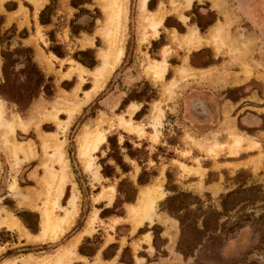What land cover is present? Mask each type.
Here are the masks:
<instances>
[{"label":"rangeland","instance_id":"rangeland-1","mask_svg":"<svg viewBox=\"0 0 264 264\" xmlns=\"http://www.w3.org/2000/svg\"><path fill=\"white\" fill-rule=\"evenodd\" d=\"M70 1L56 0L52 25L42 29L36 23L37 28L32 37L35 48L50 61L51 69H47L38 61V56L34 59L33 52L37 68H40L45 78L50 77V81L48 79L45 81L53 86V95L47 98L41 87L38 95L24 109L25 96L28 90L32 91L37 71L29 70L27 52L15 51L21 47L14 29L11 28L8 31H0V91L18 104L6 100L2 95L0 99L4 102L6 117L12 114L21 117L25 126L23 124L17 128L22 131L30 126V122L23 119L29 116L32 104L38 98L44 101L45 106L35 126L44 121L40 124V130L44 133L58 132L57 139L64 141L69 181L65 185L60 204L66 205L75 187L79 198L78 212L73 223L61 236L41 240L34 237L40 230L41 210L46 199V196H37L34 191L38 189V181L45 175L43 165L49 163L46 157L39 160L43 155L37 133L40 130L36 131L34 128L26 132L16 130L14 138L16 141L21 143L29 139L32 141L35 158L30 157L29 161H23L21 160L23 155L19 154V165L13 169L10 155L0 142V220L8 213L14 215L13 217L16 216L33 235L22 236L16 228L9 229L0 224V261L11 258L5 261L16 260L20 264L19 259L23 257L54 253L55 249L69 243L81 232L80 230H83L88 216L96 210L97 217L92 230L82 234L79 245L77 244L78 247L75 248V253L77 248L85 252L82 255L77 252L84 258L76 253L69 264L74 262V264H126L119 261L124 247H128L129 250L125 253V258L127 259L130 253L132 264H264V132L258 136H249L244 130H239L242 126L235 127L227 111L223 112L220 120L214 111L215 99L220 100L225 107L232 101H240L239 97L245 94L247 88L260 91L262 100L260 105H264V53L261 54V48L258 47L261 39L264 40V34L260 35V31H255L254 24L243 13L241 4L253 0H192L186 9H181L184 0H152L150 4L148 0L146 8L149 11H155L158 5H162L165 10L163 26L158 27L156 36L150 27L139 23L138 0H125L122 58L99 91L81 106L66 131L61 132L55 121L42 120V115L50 111L52 107L50 103L58 101L60 97L63 101L59 107L64 110L71 108L75 101L84 98V92L94 85V76L90 72L101 62L99 52L108 46L106 36L100 32L101 27L109 25L103 7L104 0H88L77 7L72 6ZM254 6L259 13H264V0H255ZM80 9H87L89 15L86 16ZM179 13L185 19H181ZM71 19H75L79 25L92 28V31L90 33L80 31L77 36L71 35L69 27ZM211 19H213L211 24L206 26ZM217 22L225 24V29L222 41L218 38V44L214 41L207 44L215 50L211 46H204L188 52L182 44L171 43L173 31L176 35L184 36L189 29H195L204 35ZM198 24L206 27L201 30ZM49 31H53L54 42L48 36ZM224 36L226 47H223ZM53 44L63 48L65 52L63 58H58L49 50ZM86 48L94 51L97 63L93 68L81 64L72 57L74 52ZM163 48L166 53V66L168 63L167 72L163 80H154V76L150 70H146L145 65L147 60L151 63L162 61ZM219 48L222 49L219 51ZM2 49L10 51L5 59L6 81L2 73L4 63ZM183 58L184 61L187 59L186 64L191 67L208 68L210 74L204 77L197 76L202 78L188 79L179 75L178 79H171L175 76L174 68L183 62ZM244 64L250 70L247 80L259 77L262 78V83L258 79L250 81L245 87L236 85L240 80L238 76L243 75L241 72ZM80 69L83 72L78 74ZM188 69L195 74L205 72ZM172 80L177 82L171 85ZM74 87H77L76 92L72 91ZM196 90L208 92L207 95H200ZM210 91L223 93L216 95V98L212 97ZM136 104L139 106L138 109ZM143 105L145 107H142ZM126 110L131 111L133 115L125 113ZM57 114L61 120L67 118L64 111ZM120 116L125 121L142 123L143 133L140 135L133 133L132 130L127 131L119 121ZM98 119L102 120L98 127L105 133L106 140L92 152L100 176L97 180H92L91 175L78 160L77 147L84 132L92 130ZM229 121L234 125L236 132L233 133L255 140L257 145L247 147V144H243V148L235 154L236 148L229 147L232 144L230 132L227 134L225 130L226 122ZM211 131L216 133V138L214 135L210 136ZM112 142H115L119 155L128 167L125 172L107 156L111 152ZM125 142L133 149H137V158H130L127 155L128 147ZM212 143H220L222 147L210 150L208 146ZM46 151L50 153L51 148ZM103 160L114 167V176L105 177L102 174ZM53 168L60 170L56 163L53 164ZM143 168L153 174L146 184L138 185L137 176ZM13 177L17 181L19 191L26 193L31 200L23 202L26 205L19 204L20 198L12 194L8 188ZM121 179L132 183L136 188L134 200L131 203L119 202L112 209L118 196L117 184ZM154 182L164 192L155 210L160 214L161 220L155 217L153 223L144 222L133 226L129 209L137 203L139 191ZM172 185L177 191H187L197 196L201 200L198 206L212 212L217 220L216 225H212L207 231L200 226L202 217L197 220L199 230L188 234L187 248L181 246L185 254L179 249L181 235L179 221L164 210L161 204L172 194L168 190ZM252 185L260 189L256 193V200L243 201V196L247 195H241L236 203L227 204L228 209L224 210L222 200L228 192ZM110 188H113V195L109 200L105 195ZM104 191L107 194H104ZM101 194L104 197L96 201L97 196ZM120 198L122 199V195ZM104 208L106 210L102 212ZM111 210L113 213L109 212ZM52 212L54 216L62 214L57 208ZM19 215H23L30 223L37 220L35 225L37 231L31 232ZM240 218L243 221L237 227L234 224ZM110 244H114V247H108ZM104 253L113 256L110 260H105Z\"/></svg>","mask_w":264,"mask_h":264},{"label":"bare ground","instance_id":"bare-ground-1","mask_svg":"<svg viewBox=\"0 0 264 264\" xmlns=\"http://www.w3.org/2000/svg\"><path fill=\"white\" fill-rule=\"evenodd\" d=\"M147 1L148 0H138L137 18L139 20V23L142 24V26L151 27L154 30V34H156V27L162 23L165 15V10L163 9L162 5H158L155 11L149 12V10L146 9ZM172 2L174 3V1ZM184 2L185 3L183 4L181 9L188 8L192 0H184ZM103 7L105 9V14L107 15L108 19L107 22L109 25H106L104 28L101 27L100 32H102L106 36L105 38H107L108 46L105 50L99 52V57L101 60L100 64L97 65L92 72L89 71L94 76V85L90 91L84 93L86 96L85 100L90 99L93 94L101 88L102 84L109 78L110 74L120 62L123 55L122 40L124 38L123 33L125 27V0H104ZM180 16L181 19L185 18L181 14ZM224 25L225 24L221 23L216 24L206 35L198 34L195 29H189L190 31L188 30V33L184 36L176 35V33H174L173 31V35L171 36L170 40L171 43L182 44L184 48L188 52H190L191 50L206 46L212 41H216L222 33L223 29L225 28ZM164 49L165 48H163V53L165 52ZM145 68L146 70L151 71V73L154 75V80H162L163 74L166 70L165 59L159 62L153 61L152 63L147 60ZM81 71L82 69L79 70L78 74H80ZM182 73L187 74L188 72L187 70L181 69V74ZM172 81H170V84H175L176 81ZM170 88L172 87L170 86ZM79 107L80 105L77 106L75 111H77ZM52 109L54 110V108ZM58 110L60 109H55V112L50 117L49 115H45L42 120L50 118L55 120V123L57 124L58 128L61 130V132H64L66 131L69 123L71 122L72 116L69 114L67 120H61L57 117ZM125 113H129V115L132 114V112L129 110H126ZM49 114H51V112H49ZM100 121L102 120H97L96 126L92 130H87L86 132L83 131L85 134L81 138L80 143L77 147L78 160L80 161L84 169H86L87 172L92 175H95L97 173V166L93 165L94 158L92 157V152L97 149L100 143L105 141L106 137L105 133L99 130L98 125ZM119 121L123 125V127L127 129V131L132 130V132L137 134H141L143 131L142 123L134 122L133 120L125 121L122 116L119 117ZM15 123H17L18 126L24 124L18 114H12L10 117L5 116L4 104L3 101L0 99V126L5 127V129L13 133ZM45 135L48 138L46 140L49 141L50 144L54 145V161L58 163L60 170L58 171L57 169L53 172L49 170L46 171L45 177L43 179V183H45L46 185L44 189V196H46V199L43 202L44 205L42 211V221L39 230V235L37 237L40 240L55 239L58 236H61L64 231L68 229L69 225L74 221L73 218L75 212H77L78 209L77 201L79 199L76 189L73 188L66 205L60 204L65 185L68 181V161L66 159L65 151L63 148L64 141H58L57 132L47 133ZM230 137L232 138V141L230 142L232 144L229 145V147L234 146L233 148H236V150H234L235 154H237L238 151L243 148V144H247V147L257 145V141L252 140L242 134L233 133L230 134ZM10 145H12L15 152L10 156L11 165H15L17 163L16 154L17 152H21V150L23 149L20 143H17L14 140L12 141V143H9V146ZM221 147L222 145L220 143H212L210 146H208V149L214 151L215 149ZM154 184L143 187L139 191V199L137 203L133 207H131V209H129V214L132 216L131 219L133 220V226L141 225L145 221L152 223L155 217L159 220L161 219L160 214H157L155 211V206L157 205V202L164 196V192L159 186H157V183L154 182ZM8 187L12 191H17L15 187L14 178L12 179L11 183H9ZM107 191L108 194L107 192L105 193V191L103 193L107 194L105 195V197L110 199L113 191L112 189H109ZM102 194L98 198L104 197V195L102 196ZM18 196L21 200L28 198V195L26 194H18ZM19 202L22 203L23 201ZM56 208L61 210L63 214L59 216H54L52 210ZM92 222V218L88 220L90 226L92 225ZM77 241L78 239H74L68 244L67 248L60 247L58 249H55L54 253L20 258V264H57L58 261H63L62 258L69 260L68 256H70L71 250L75 248Z\"/></svg>","mask_w":264,"mask_h":264},{"label":"crops","instance_id":"crops-1","mask_svg":"<svg viewBox=\"0 0 264 264\" xmlns=\"http://www.w3.org/2000/svg\"><path fill=\"white\" fill-rule=\"evenodd\" d=\"M49 1L50 0H0V31H8V30H10L11 28H13L14 29V32L16 33V37H18V39H19V42H18V44L19 45H22V46H30V47H32V49H33V52H34V59H35V57L36 56H38V61L41 63V65H43L44 67H46L47 69H51V66H49V64H50V61L47 59V57H45L40 51H38V49H36L35 48V45L33 44V42H32V37L35 35L34 33H35V30H36V28H37V26H36V23H37V25L38 26H40L42 29L44 28H49L51 25H52V18H53V15L51 16V21H50V23H47V24H41L40 23V21H39V13H40V11L44 8V6L46 5V4H48L49 3ZM147 9V8H146ZM148 10V9H147ZM149 12H151V11H149ZM185 19V18H184ZM164 20V19H163ZM222 24V22H217V23H215L214 25H212L211 27H210V29H209V31L216 25V24ZM163 26V21H162V23L160 24V25H158L157 27H156V34H154V30L151 28V30H152V32H153V34H154V36H156L157 34H158V27H160V26ZM149 27V26H148ZM174 29V28H173ZM225 29V28H224ZM224 29H223V31H222V33L220 34V36L218 37L221 41H222V37H223V32H224ZM176 31V30H175ZM208 31V32H209ZM198 32V31H197ZM159 33H160V31H159ZM179 34V33H178ZM198 34H200L199 32H198ZM207 34V33H206ZM206 34H204V35H206ZM201 35H203V34H201ZM15 36V35H14ZM217 38V39H218ZM225 39H226V37L224 36V46L223 47H226V41H225ZM215 43H219V41L218 40H216V41H214ZM206 46H211V45H206ZM164 47V46H163ZM202 47H204V46H202ZM202 47H200V48H202ZM212 47V46H211ZM222 47V48H223ZM200 48H198V49H200ZM214 50H215V48L214 47H212ZM222 48H219V51L222 49ZM218 51V50H217ZM37 54V55H36ZM165 55V56H164ZM51 56H53L54 58H56L53 54H51ZM186 57H187V55H185ZM185 56H184V58H185ZM59 58V57H58ZM58 58H56V59H58ZM166 58V53L164 52L163 53V59H165ZM184 58H183V62L181 63V64H179V65H177L175 68H174V73H175V76L174 77H172L171 79H173V78H179V75H181V77L182 78H188V79H190V78H202V77H197V76H203L204 77V75L206 76V74L208 75V74H210V73H208V68H204V67H191V66H189V65H187L186 64V61H187V59H186V61H184ZM159 62V61H158ZM166 62H167V59H166ZM187 67V68H179V67ZM244 68H243V70H242V74L243 75H239L238 77H239V79L240 80H238V84H236L237 86L238 85H242V84H244V83H246L248 80V78H249V75H250V70H249V68H248V66L246 67L245 66V64H244V66H243ZM167 68H168V63H167V66H166V70H165V72H164V74H163V79H164V76H165V74H166V72H167ZM177 68H179V69H177ZM188 68H191V69H193V70H197V71H205V72H201L200 74H195V72L194 71H191L190 69H188ZM181 69H184V70H187V74H181ZM246 69V70H245ZM209 72H210V70H209ZM260 72V71H259ZM152 74V73H151ZM256 74V73H255ZM153 75V74H152ZM154 76V75H153ZM196 76V77H195ZM180 77V78H181ZM162 79V80H163ZM170 79V80H171ZM188 79H185V80H188ZM230 79H233V77H230ZM256 79H260L261 81H262V78H259V77H257ZM184 80V81H185ZM177 82V81H176ZM181 82H183V81H181ZM180 82V83H181ZM180 85V84H179ZM93 87V86H92ZM76 89H77V87H74L73 88V92H76ZM92 89V88H91ZM90 89V90H91ZM90 90H87V91H85V92H88V91H90ZM62 91H65V90H62ZM99 91V90H98ZM97 91V92H98ZM65 92H67V91H65ZM84 92V93H85ZM70 93V92H69ZM69 93H66V94H69ZM196 93L197 94H200V95H203V94H205L206 95V93H207V91L206 90H196ZM57 94V93H56ZM96 94V92L93 94V95H95ZM86 96H85V94H84V98L82 99V100H79V101H75L74 103H73V106L71 107V108H68V109H61L59 106L61 105V103H62V101H63V99L60 97V98H58V101H54V102H52V103H50L51 104V110L50 111H47V113H44L42 116V119L45 117V115H49V117L55 112V109H60V110H58L57 112H62V111H64V112H66V114H67V118L66 119H64V120H67L68 119V116H69V114L72 116V119H73V117L80 111V108H81V106L84 104V103H86L87 101H89L90 99H88V100H85L86 98H85ZM2 100V99H1ZM3 101V100H2ZM85 101V102H84ZM261 98L259 97V95L257 94V92L256 91H249L248 93H247V95L244 97V98H242V100L241 101H239V102H235V103H233V102H231L230 104H227V105H225V107H224V105H223V103L222 104H218V114H219V120L220 119H222V116H223V112L224 111H227L228 112V117H230L231 119H233V123H234V125H235V127L236 128H238V124H240L241 126H242V130H244V132L246 133V134H248L249 136H258L260 133H263L264 132V123H263V119H264V105H260L261 104ZM46 102V101H45ZM4 103V102H3ZM47 103H49V102H47ZM78 105H80V107H79V109L77 110V111H75V109L77 108V106ZM137 105V104H136ZM45 105H44V101H42V99H37L33 104H32V108H31V111H30V114H29V116L26 118V119H23V120H28L29 122H30V126L25 130V131H22V130H20L19 128H17V127H20V126H18L17 125V123H15V127H14V131H13V133L11 132V131H8L7 129H5V127H2V126H0V142H1V145H2V147H3V149L4 150H6L8 153H9V155L11 156L12 154H14L15 152H14V148L12 147V145H10L9 146V143H12V141L14 140L15 142H17V143H20V145L22 146V149L23 150H21V152H17V156H16V164L15 165H11L12 167H13V169H15L16 168V166L17 165H19V162H20V160H19V154L20 155H23V159H21V160H23V161H25V160H28L30 157H32V159H34L35 158V151H34V149H33V146H32V141L29 139V140H25V141H22V143L21 142H18V141H16L14 138H15V132H16V130H20V131H22V132H26L27 130H29L30 128H34L36 131L37 130H40V124L42 123V122H44V121H42V122H39V124L37 125V127L35 126V124H36V121L37 120H39V115H40V112L43 110V107H44ZM138 105H137V109H138ZM52 108H54V110L52 109ZM48 109V108H47ZM136 109V110H137ZM135 110V111H136ZM134 111V112H135ZM49 112H51V114H49ZM133 112V113H134ZM236 114V116H234ZM58 115V114H57ZM133 115V114H132ZM58 117V116H57ZM47 118V117H46ZM45 120H53V119H45ZM53 121H55V120H53ZM232 122H226V133L228 134L229 132V135L230 134H233V132H236L235 130H234V125L232 124ZM27 124V123H26ZM23 125V124H22ZM24 126H25V124H24ZM240 130V129H239ZM37 133H38V135H39V139H40V143H41V146H42V148H43V155L40 157V159L39 160H41L42 159V157H46L47 158V161H48V163H49V165H43V167H44V170H45V174H46V171H54L55 169L53 168V164L54 163H56V164H58L57 162H55L54 161V155H53V152H54V145L53 144H50V142L49 141H47L46 139H48L47 137H46V135L45 134H47V133H44L43 131H37ZM50 133V132H49ZM52 133V132H51ZM58 133V132H57ZM134 133V132H133ZM142 133H143V131H142ZM141 133V134H142ZM140 134V135H141ZM145 134H146V128H145ZM210 136H212V135H214V137L216 136V133L214 132V131H211L210 133ZM158 135V134H157ZM138 138V137H137ZM143 138V137H142ZM216 138V137H215ZM138 139H141V138H138ZM105 140H106V137H105ZM58 141H60L59 139H58ZM104 142V141H103ZM102 142V143H103ZM101 144V143H100ZM99 144V145H100ZM0 145V146H1ZM98 145V146H99ZM48 148H51V152L50 153H48L47 151H46V149H48ZM98 148V147H97ZM94 152V151H93ZM239 152V151H238ZM245 152H248V151H245ZM241 153V152H240ZM239 156V155H238ZM34 157V158H33ZM237 157V156H236ZM30 160V159H29ZM28 160V161H29ZM93 165H95L94 164V159H93ZM57 170V169H56ZM55 170V171H56ZM90 174V173H89ZM91 175V177H92V180H97L98 179V177H100L99 176V174H98V166H97V173L95 174V175H92V174H90ZM40 175H38V177H39ZM44 177H45V175L43 176V177H41V181H38V184H39V186H38V189L36 190V191H34V193L38 196V195H44V189H45V183H43V179H44ZM14 178V177H13ZM12 178V179H13ZM15 179V178H14ZM12 181V180H11ZM11 181H10V183H11ZM68 181H69V177H68ZM67 181V182H68ZM16 179H15V187H16V189H17V191H12V190H10L11 192H12V194H14V195H16V196H18V194H23L21 191H19L20 190V188L18 189L17 188V186H16ZM67 184V183H66ZM18 185V184H17ZM19 187V186H18ZM9 188V187H8ZM73 188H75V187H73ZM110 189H112V191H113V188H110ZM64 190H65V188H64ZM73 190V189H72ZM26 194V193H25ZM63 194H64V191H63ZM27 195V194H26ZM112 195H113V192H112ZM19 197V196H18ZM70 197V196H69ZM98 197H100V195H98L97 196V198H96V201L98 200V199H100V198H98ZM20 198V197H19ZM110 200V199H109ZM19 201H23V202H31V200L29 199V197L28 198H26L25 200L24 199H20ZM22 202V204H24ZM19 204H21L20 202H19ZM24 205H26V204H24ZM157 206V205H156ZM156 206H155V210H156ZM56 210V209H55ZM42 211H43V209L41 210V220H40V226H41V221H42ZM61 211V210H60ZM62 212V211H61ZM77 212H78V209H77ZM77 212H75V214H74V218H73V220L75 219V217H76V214H77ZM62 214H63V212H62ZM97 213H96V210H94V211H92L91 212V214L88 216V218H87V221H86V224H85V227H83L82 229L83 230H80L78 233L79 234H75L74 236V238H72L71 240H70V242L71 241H73L74 239H78V241H77V243H76V245H75V248H76V246H77V244H78V242L80 241V237L82 236V234H84V233H89L91 230H92V226H93V223L95 222V219H96V217H97V215H96ZM95 215V216H94ZM3 216V215H2ZM14 216V215H13ZM13 216H11L9 213L7 214V216L6 217H4L2 220H0V224H2V225H5V226H7L9 229H17L18 231H19V233L23 236V235H25V236H27V237H29V235H33V234H30L27 230H26V228L22 225V223L19 221V219L16 217H13ZM57 216H59V215H57ZM92 218V220H93V222H92V225L90 226L89 225V223H88V220L89 219H91ZM161 220V219H160ZM145 222H147V223H150V222H148V221H145ZM154 222V221H153ZM152 222V223H153ZM73 223V222H72ZM71 223V224H72ZM70 224V225H71ZM23 226V228H22V226ZM70 225H69V227H70ZM3 227V226H2ZM68 227V228H69ZM6 228V227H5ZM25 229V230H24ZM66 231V230H65ZM64 231V232H65ZM35 236V238H37L38 237V235H39V232H38V234H34ZM144 235V234H143ZM39 239V238H38ZM82 239V238H81ZM69 242V243H70ZM69 243H67L66 245H64V246H62V247H64V248H67L68 247V244ZM150 244H151V241H150ZM79 245V244H78ZM78 247V246H77ZM75 248L73 249V250H71V254H70V256H68V258H69V260L68 259H64V258H62V262H60V261H58V263L57 264H69L70 262H71V260L76 256L75 254L78 252L79 254H81L82 255V253H80L79 251H78V248H77V251H76V253H75ZM77 253V254H78ZM78 254V255H79ZM81 255H79L80 257H82V258H84L83 256H81ZM14 258V257H13ZM138 258V257H137ZM7 259H11V258H6V259H3V260H1L0 261V264H18L17 262H16V260H11V261H5V260H7ZM111 258H109V259H105V260H110ZM139 259V258H138ZM3 261H5V262H3ZM1 262H3V263H1ZM19 262H20V260H19ZM76 262H78V261H76ZM75 263V262H74ZM73 263V264H74ZM81 264V263H80Z\"/></svg>","mask_w":264,"mask_h":264},{"label":"trees","instance_id":"trees-1","mask_svg":"<svg viewBox=\"0 0 264 264\" xmlns=\"http://www.w3.org/2000/svg\"><path fill=\"white\" fill-rule=\"evenodd\" d=\"M55 1L56 0H50L49 3L46 4L44 6V8L40 11L39 21L41 24L50 23L51 16L54 14L53 12L55 9L54 8ZM87 1L88 0H71L70 4L74 7H77L80 4H82V2H87ZM151 1L152 0H149L148 4H150ZM80 10L82 12L84 11L86 16L89 15V12L87 9H80ZM212 21H213V19L209 20V22L206 24V26L211 24ZM198 26L200 27L201 30H203L206 27L202 24H198ZM69 27H70V34L74 35V36H77L80 31H85L87 33H90L92 31V28L85 27L83 24H81V25L77 24L75 19L70 20ZM48 36L50 37V40L52 42H54L53 31H49ZM19 47H21V48L15 49L16 52L17 51L27 52V55H28L27 56V58H28L27 59V63H28L27 66H29V68H30L29 70L31 71L32 69H35L37 71V76L35 78L32 91L28 90V94L25 96V103L23 106L25 109L30 104V101L38 95L41 87L43 88V91L46 92L45 95L47 98H50L53 95L54 88L51 84H49L50 82L48 83L45 81V79L46 80L48 79V81H50V77L45 78V76H44L43 72L40 70V68H37V64L33 60V49H32V47L22 46V45H19ZM49 50L52 51V53H54L59 58H63L65 56V52H64L63 48L58 44L51 45ZM1 51H2L1 56L4 59V63L2 65V73H3L4 80L6 81L5 59H6V54L8 53L9 50L4 51L2 49ZM72 57L74 59H76L77 61H79L81 64H83L89 68H93L97 63L95 56H94V51L91 48H86L84 50L76 51L72 54ZM34 67H36V68H34ZM62 83L66 84L65 82H62ZM48 86H49V88H48ZM67 88H69V87H67ZM0 95L5 97L6 100H9L10 102L12 101L15 104H18V102L15 101L13 98H8V97L4 96V92L0 91ZM125 101L126 100L124 99L123 102H125ZM142 107H145V105H143ZM109 141L111 142L110 138H109ZM124 144L128 147L127 155L130 158H135V157L137 158L138 157L137 149H133L132 146L130 144H128V142H125ZM107 156L111 157L114 160L115 164L122 171L125 172L127 170L128 167H127L126 163L123 161L122 157L119 155V152H118V149H117L115 142H112L111 152H109ZM101 172L105 177L114 176V167L109 165V164H106L105 161L103 160ZM151 174H153V173L147 172L144 168L141 169L140 172L138 173V176H137V184L138 185L146 184L149 181ZM167 176L169 177L168 173H167ZM168 190L171 191L172 194L168 195L163 200V202L161 204H162V208L164 210H166L172 216L176 217L179 221L180 231H181L180 240H179V249L182 250V247L183 248L188 247L187 246V241H189L187 239L188 234L195 232L196 230H199L197 220L200 217H202L200 226L203 230H206V231L210 230L212 228V225H214V224L216 225L217 220L213 217L212 212H210L209 210L208 211L203 210L198 206L201 203V200L197 196H194L190 192H187V191H177L173 185L168 187ZM259 191H260V189L257 186L252 185V186H249L246 188L240 187L236 191L228 192L222 200L224 210L226 211L228 209L227 204H229L231 202L236 203V201H238V198L241 195H247V196H243V201L249 200L252 202V201L256 200V195H257L256 193ZM117 192H118V196L114 200V204H113L112 209L115 208V206H117V203H119V202L131 203L134 200L136 188L132 185V183L127 182V180H125V179H121L117 184ZM121 195H122V199L120 198ZM194 205H197V207H193ZM105 210L106 209L104 208L102 210V212ZM109 212L113 213L112 210ZM27 213L31 214V212H27ZM19 217L22 220V222L25 224V226L31 232L35 233L37 231V228L35 226L37 224V220H35L33 223H30V222H28V220L25 217H23V215L22 216L19 215ZM108 247H114V244H110V245H108ZM107 248H106V250H107ZM78 251L82 254L85 253L84 251L81 250V248H78ZM127 251H129L128 247H124L122 249L120 257H119V261L125 262L126 264H132V257L130 255V253H128V256H127L128 258L127 259L125 258V253H127ZM182 253L185 254V252L183 250H182ZM112 256H113V254H110V255H108L107 253L103 254L104 259H109Z\"/></svg>","mask_w":264,"mask_h":264},{"label":"flooded vegetation","instance_id":"flooded-vegetation-1","mask_svg":"<svg viewBox=\"0 0 264 264\" xmlns=\"http://www.w3.org/2000/svg\"><path fill=\"white\" fill-rule=\"evenodd\" d=\"M242 4V10H243V13L246 15V17L247 18H249V20H251V22L254 24V28H255V31H260V35H262V34H264V32H262V31H264V13H259L258 11H257V9H256V7L254 6L255 5V0H253V1H249V3H241ZM253 6V7H252ZM259 28L262 30H259ZM257 29V30H256ZM261 44L260 45H258V47H260L261 48V54H263L264 53V40H262L261 39ZM257 46V45H256ZM254 80H258V79H256L255 77L254 78H251L250 80H248L246 83H244V84H242V85H238V86H241V87H245L247 84H249V82L250 81H254ZM258 81H260L261 83H262V81L261 80H258ZM249 91H256L257 92V94L259 95V97L261 98V94H260V91H257V89H251V88H247L246 89V91H245V94L244 95H242V96H240L239 97V99H240V101L242 100V98H244L246 95H247V93L249 92ZM208 92V91H207ZM211 92V94H212V97H216V95H219L220 93L222 94L223 93V91H220V92H216V93H214L213 91H210ZM209 94V93H208ZM206 95H207V93H206ZM217 98V97H216ZM216 101H215V103H216V105H215V107H214V111H215V113H217V115H219L218 114V104L220 105V104H222V102L220 101V100H217V99H215ZM223 100V99H222ZM238 100H236V101H232L233 103H235V102H237ZM239 102V101H238ZM218 103V104H217ZM234 116H236V114L234 115ZM238 126H241L240 124H238ZM239 128V127H238ZM242 128V127H241ZM240 130H242V129H240ZM243 221V219H239L238 220V222L236 221L235 222V226H237V227H239L240 226V223Z\"/></svg>","mask_w":264,"mask_h":264}]
</instances>
